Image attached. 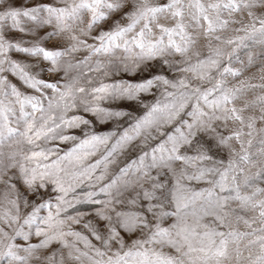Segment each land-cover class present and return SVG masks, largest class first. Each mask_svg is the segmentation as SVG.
<instances>
[{
    "label": "snow or ice",
    "instance_id": "1",
    "mask_svg": "<svg viewBox=\"0 0 264 264\" xmlns=\"http://www.w3.org/2000/svg\"><path fill=\"white\" fill-rule=\"evenodd\" d=\"M0 264H264V0H0Z\"/></svg>",
    "mask_w": 264,
    "mask_h": 264
},
{
    "label": "rangeland",
    "instance_id": "2",
    "mask_svg": "<svg viewBox=\"0 0 264 264\" xmlns=\"http://www.w3.org/2000/svg\"><path fill=\"white\" fill-rule=\"evenodd\" d=\"M225 155H226V153H225ZM245 255H247V253L245 252Z\"/></svg>",
    "mask_w": 264,
    "mask_h": 264
}]
</instances>
